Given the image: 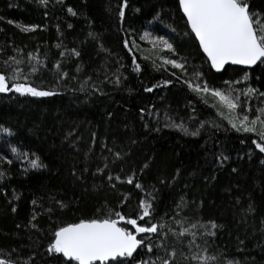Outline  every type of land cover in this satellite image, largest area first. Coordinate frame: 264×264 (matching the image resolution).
Returning a JSON list of instances; mask_svg holds the SVG:
<instances>
[{"label":"trees","instance_id":"16d2710c","mask_svg":"<svg viewBox=\"0 0 264 264\" xmlns=\"http://www.w3.org/2000/svg\"><path fill=\"white\" fill-rule=\"evenodd\" d=\"M0 75V264H77L55 233L105 219L143 241L105 264H264L263 137L191 84L264 94V59L214 73L178 0H0Z\"/></svg>","mask_w":264,"mask_h":264},{"label":"snow or ice","instance_id":"6c2138e0","mask_svg":"<svg viewBox=\"0 0 264 264\" xmlns=\"http://www.w3.org/2000/svg\"><path fill=\"white\" fill-rule=\"evenodd\" d=\"M180 4L192 32L213 67L219 69L227 62L250 65L264 57V21L257 20L255 14L249 12L246 0H180ZM173 66L181 67L178 64ZM9 90L5 76L0 75V92ZM14 90L33 96L52 94L19 84L15 85ZM213 94L229 109L235 108V104L228 97L219 92ZM248 130L245 128V131ZM257 147L264 152V147L259 144ZM36 166L33 162V167ZM141 207L144 209L141 216L143 219L149 212L147 205L142 203ZM116 215L119 216V213ZM120 219L123 220L124 217ZM127 223L136 227L137 233L157 232L156 225L140 227L134 219L127 220ZM141 243L143 241H138L130 232L117 227L115 220H93L62 227L55 233V241L49 251L54 249L77 264H94L97 261L105 264L110 259L131 256ZM162 264H168V261H162Z\"/></svg>","mask_w":264,"mask_h":264},{"label":"rangeland","instance_id":"374dc122","mask_svg":"<svg viewBox=\"0 0 264 264\" xmlns=\"http://www.w3.org/2000/svg\"><path fill=\"white\" fill-rule=\"evenodd\" d=\"M144 42L148 48L160 47L167 48V44L163 39L155 38L149 35L144 36ZM167 63V60H162ZM191 84L202 91L215 93L219 92L221 95L228 97L235 108L229 109L221 102L219 97H216L219 103V111L231 123V125L246 132H257L263 137L264 141V94L255 93L244 83H227L220 89H209L199 79H194ZM255 122V123H253ZM204 263V259L200 264Z\"/></svg>","mask_w":264,"mask_h":264},{"label":"water","instance_id":"95a60500","mask_svg":"<svg viewBox=\"0 0 264 264\" xmlns=\"http://www.w3.org/2000/svg\"><path fill=\"white\" fill-rule=\"evenodd\" d=\"M178 4H179V8H180V11H181V14H182V16L185 18V21H186V23H187V25H188V28H189V31L191 32V34L193 35V37H194V39H195V41L197 42V44H198V46H199V49H200V51H201V53L203 54V56L207 59V61H208V63H209V66H210V68H211V70L214 72V73H216V74H220L226 67H236V68H241V69H248V70H250V69H253L254 67H256L263 59H264V57H262L260 60H257L254 64H233V63H231V62H227V63H225L222 67H220L219 69H217L216 67H213V65H212V62H211V60L209 59V57L207 56V54L203 51V49H202V47H201V45H200V43H199V40H198V38L196 37V35H195V33L194 32H192V29H191V27H190V25H189V23H188V20H187V17H186V15H185V13H184V11H183V8H182V6H181V4H180V0H178ZM86 222H89V221H86ZM91 222V221H90ZM99 222V221H98ZM117 223V227H119V228H121L120 226H119V223L118 222H116ZM79 224V223H78ZM73 225H75V224H73ZM67 227V226H66ZM59 231V230H58ZM135 236V235H134ZM136 237V236H135ZM136 239H137V237H136ZM138 240V239H137ZM139 241V240H138ZM139 248H140V244L137 246V248L133 251V253H132V255L131 256H127V255H125V256H127V257H132V256H134L137 252H138V250H139ZM62 256H63V258L65 259V260H69L68 258H66L63 254H62ZM125 256H123V257H125ZM123 257H117L116 259H119V258H123ZM115 259V260H116ZM111 261H114V260H108V261H106L105 263H108V262H111ZM94 263H97V264H100V262H94Z\"/></svg>","mask_w":264,"mask_h":264}]
</instances>
